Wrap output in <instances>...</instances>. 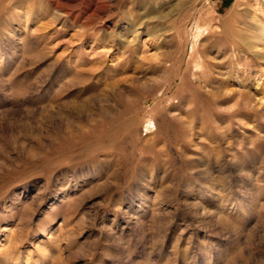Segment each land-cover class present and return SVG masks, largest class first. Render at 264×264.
<instances>
[{
    "label": "rangeland",
    "instance_id": "374dc122",
    "mask_svg": "<svg viewBox=\"0 0 264 264\" xmlns=\"http://www.w3.org/2000/svg\"><path fill=\"white\" fill-rule=\"evenodd\" d=\"M94 1L0 0V264H264V0Z\"/></svg>",
    "mask_w": 264,
    "mask_h": 264
},
{
    "label": "bare ground",
    "instance_id": "6f19581e",
    "mask_svg": "<svg viewBox=\"0 0 264 264\" xmlns=\"http://www.w3.org/2000/svg\"><path fill=\"white\" fill-rule=\"evenodd\" d=\"M56 1V3L60 6V8H61V6L63 7V8H66V10H67V13L70 15L71 13V15H73V13H74V9L76 8V6H78V5H80V3L78 4V5H76V2H77V0H67L66 1V3H62L61 2V0H55ZM131 1V0H130ZM138 1V0H137ZM79 2V1H78ZM102 2H103V0H95L94 1V4L92 3V5L91 6H89V10H86V15H88L89 17H95V16H98L99 14H101L102 12H103V10H104V5H102ZM134 2V1H133ZM55 3V4H56ZM83 3V2H82ZM130 3V2H129ZM142 3V2H141ZM144 4H146L147 3V1L146 0H144V2H143ZM133 4V3H132ZM131 4V5H132ZM139 4V3H138ZM142 5V4H141ZM140 5V6H141ZM125 6V5H124ZM146 5H144V7H145ZM134 7V6H133ZM133 7L131 8V9H133ZM147 7H148V5H147ZM135 8V7H134ZM137 9V8H136ZM76 10H79V9H76ZM134 11H136V10H134ZM63 12H65V11H63ZM111 12V11H110ZM129 12V11H128ZM81 13V12H80ZM93 13V14H92ZM130 13V12H129ZM85 14H83V15H81V16H85ZM146 14V13H145ZM70 15V16H71ZM80 16V17H81ZM73 17L76 19V18H79V15H73ZM85 18V17H84ZM125 18V17H124ZM131 18H132V16H131ZM140 18V17H139ZM86 19H88L87 17H86ZM85 20V19H84ZM131 20V19H130ZM201 32V31H200ZM259 33V32H258ZM259 39H261L262 40V42L264 43V28H261V30H260V33H259ZM256 41V40H255ZM250 49V48H249ZM106 51H108V50H106ZM105 54V53H104ZM234 59V58H233ZM210 72V71H209ZM206 76V75H205ZM206 79V78H205ZM9 244H11L12 246L14 245V244H12V242L11 243H8V245ZM7 249H9L8 248V246L6 247V250ZM7 252L8 253H6L5 254V257L2 259V263L1 264H21V262H18V261H20L19 259V257L18 258H15V255L17 254V252H18V249H15V248H13L12 247V249H10V251H8L7 250ZM3 253V252H2ZM49 255V254H48ZM48 255L47 254H45L44 255V259L45 258H50V257H48ZM17 256V255H16ZM19 256V255H18ZM43 256V255H42Z\"/></svg>",
    "mask_w": 264,
    "mask_h": 264
}]
</instances>
